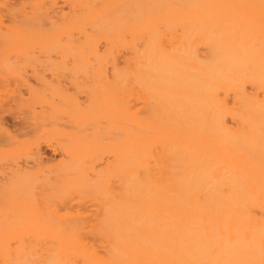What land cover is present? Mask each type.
Returning <instances> with one entry per match:
<instances>
[{
	"label": "bare ground",
	"instance_id": "6f19581e",
	"mask_svg": "<svg viewBox=\"0 0 264 264\" xmlns=\"http://www.w3.org/2000/svg\"><path fill=\"white\" fill-rule=\"evenodd\" d=\"M0 264H264V0H0Z\"/></svg>",
	"mask_w": 264,
	"mask_h": 264
},
{
	"label": "rangeland",
	"instance_id": "374dc122",
	"mask_svg": "<svg viewBox=\"0 0 264 264\" xmlns=\"http://www.w3.org/2000/svg\"><path fill=\"white\" fill-rule=\"evenodd\" d=\"M5 112L6 111L3 112L4 115L1 113V120L4 122V124L6 126H8V128H10V129L18 127V123L20 124L19 118L14 116L10 112H6V113ZM46 145L47 144H44V143L41 144V148H42L41 151L44 155L43 158L44 159L46 158L47 160L56 159L58 157V150L55 148L57 150V152H56V150L52 146L50 147V145H47L48 146L47 147Z\"/></svg>",
	"mask_w": 264,
	"mask_h": 264
}]
</instances>
